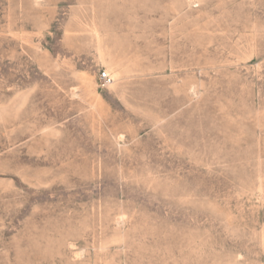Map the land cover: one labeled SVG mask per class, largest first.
I'll use <instances>...</instances> for the list:
<instances>
[{"label":"rangeland","instance_id":"rangeland-1","mask_svg":"<svg viewBox=\"0 0 264 264\" xmlns=\"http://www.w3.org/2000/svg\"><path fill=\"white\" fill-rule=\"evenodd\" d=\"M0 264H264V0H0Z\"/></svg>","mask_w":264,"mask_h":264},{"label":"built area","instance_id":"built-area-1","mask_svg":"<svg viewBox=\"0 0 264 264\" xmlns=\"http://www.w3.org/2000/svg\"><path fill=\"white\" fill-rule=\"evenodd\" d=\"M100 78L105 82V83H110L112 81V78L110 74L107 71H103L100 74Z\"/></svg>","mask_w":264,"mask_h":264}]
</instances>
